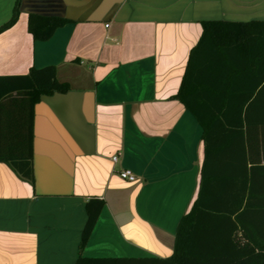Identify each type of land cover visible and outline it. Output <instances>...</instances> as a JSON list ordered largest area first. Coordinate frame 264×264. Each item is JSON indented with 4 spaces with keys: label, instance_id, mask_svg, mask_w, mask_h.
Masks as SVG:
<instances>
[{
    "label": "crops",
    "instance_id": "obj_1",
    "mask_svg": "<svg viewBox=\"0 0 264 264\" xmlns=\"http://www.w3.org/2000/svg\"><path fill=\"white\" fill-rule=\"evenodd\" d=\"M16 3L0 0V25ZM20 11L0 35V76L55 66L68 92L35 106L34 185L0 163V264L171 257L205 160L204 129L174 97L203 24L264 22V0H21ZM31 13L70 22L35 41ZM91 198L105 205L81 250Z\"/></svg>",
    "mask_w": 264,
    "mask_h": 264
},
{
    "label": "trees",
    "instance_id": "obj_2",
    "mask_svg": "<svg viewBox=\"0 0 264 264\" xmlns=\"http://www.w3.org/2000/svg\"><path fill=\"white\" fill-rule=\"evenodd\" d=\"M21 0L0 35L19 21ZM70 20L28 15L35 41ZM68 92L55 66L0 76V163L34 185L35 106ZM204 129L205 160L198 199L179 226L168 258H84L76 264H264V22L203 24L174 97ZM105 202L91 198L81 250Z\"/></svg>",
    "mask_w": 264,
    "mask_h": 264
},
{
    "label": "built area",
    "instance_id": "obj_3",
    "mask_svg": "<svg viewBox=\"0 0 264 264\" xmlns=\"http://www.w3.org/2000/svg\"><path fill=\"white\" fill-rule=\"evenodd\" d=\"M114 161H117L118 158L117 157H114L113 158ZM120 177L124 180H128L130 182H134L136 181V176L129 170H124V171H121L119 173Z\"/></svg>",
    "mask_w": 264,
    "mask_h": 264
},
{
    "label": "water",
    "instance_id": "obj_4",
    "mask_svg": "<svg viewBox=\"0 0 264 264\" xmlns=\"http://www.w3.org/2000/svg\"><path fill=\"white\" fill-rule=\"evenodd\" d=\"M31 14H33V13H31ZM34 15H39V14L34 13ZM40 16H45V17H59V18H64V19H66L65 17H62V16H60V15H51V16L40 15Z\"/></svg>",
    "mask_w": 264,
    "mask_h": 264
}]
</instances>
